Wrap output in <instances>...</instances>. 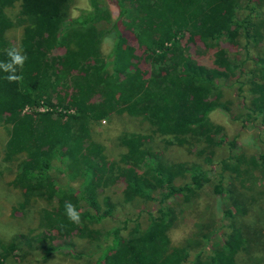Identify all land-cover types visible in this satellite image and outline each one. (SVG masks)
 I'll use <instances>...</instances> for the list:
<instances>
[{"label": "trees", "instance_id": "obj_1", "mask_svg": "<svg viewBox=\"0 0 264 264\" xmlns=\"http://www.w3.org/2000/svg\"><path fill=\"white\" fill-rule=\"evenodd\" d=\"M69 1L0 0V61L8 59L9 47L22 49L28 57L24 68L17 70L20 81L9 82L8 73L0 69V124L9 125L5 159L18 161L13 185L25 196L42 191L54 204L38 219L46 225L40 245L48 254L75 236L103 242L88 264H241L236 255L248 245L239 227L223 233L224 240L206 258L199 250L189 259V243H171L168 230L180 212L174 198L190 200L213 178L201 164L164 161L151 143L153 134L170 137L178 146L190 144L188 150L197 143L195 152L207 163L211 148L226 144L231 150L235 140L228 141L222 126L210 118L214 110L228 108L221 82L230 78L244 92L241 117L264 129V48L255 55L249 51V46L262 44L264 35L259 1L250 0L243 14L240 0H112L118 17L107 27L103 24L110 22L107 13L95 0H90L89 10L68 19ZM16 2L19 14L11 20L3 9ZM10 25L23 27L18 46L4 38ZM123 26L134 30L139 47L149 56L146 75L120 46ZM106 35L113 40L107 60L100 52ZM193 48L214 49L212 65L194 59ZM230 48L236 52L233 58ZM241 50L242 59L235 60ZM113 113L142 117L150 127V134L119 137L127 149L121 157L123 167L105 159L91 137V124ZM249 162L242 152L229 151L219 162L213 191L224 198L225 174L245 188L260 181L264 185V149ZM54 166L69 180L61 183L53 177ZM182 177L187 181L176 183ZM75 178L76 187L70 184ZM118 180L124 184L125 201L140 197L157 204L148 213L146 227L134 222L127 237L122 235L123 226L90 225L112 217L115 204L99 195ZM66 201L79 207L80 223L68 219ZM234 207L224 208L223 216L244 212ZM53 229L58 232L54 239L44 235ZM43 237L50 243L44 245ZM59 240L63 244L55 246ZM14 248L12 242L2 247L0 264Z\"/></svg>", "mask_w": 264, "mask_h": 264}, {"label": "rangeland", "instance_id": "obj_2", "mask_svg": "<svg viewBox=\"0 0 264 264\" xmlns=\"http://www.w3.org/2000/svg\"><path fill=\"white\" fill-rule=\"evenodd\" d=\"M95 1L105 11L104 13H107L110 21L103 23L104 26H110V23L118 17V9L114 2L112 0ZM240 1L243 7L242 13L244 14L247 11L246 4L250 3V0ZM253 1H259V5L256 7L262 13L264 19V0ZM90 8V0H70L67 18L77 17L82 10H89ZM3 10L9 19L15 20L20 10L19 2L6 6ZM96 26L99 27V25ZM22 29V26L10 25L4 31V38L11 40L12 45L18 46L22 38ZM121 32V48L133 58L139 72L146 75L150 69L149 62L146 60L149 56L143 53V49L139 47L134 30L123 26ZM112 44L113 40L108 35L102 38L100 44L102 58L110 59L108 53ZM241 44H244L242 39ZM263 48L264 35L261 45H258V47L249 46L250 55L257 54ZM229 51L231 54L229 57L233 58V53L236 52L233 48H230ZM213 53L214 49H208L204 52L193 48L191 56L199 63L208 66L212 65ZM243 54L241 50L236 55L235 60H241ZM221 87L223 101L228 108L226 110H214L210 114V118L214 123L222 126L228 141L235 140V146L231 150L226 144L211 148L210 151L206 152V155L211 158V161L207 163L203 154L199 155L195 152V149L199 150L200 147L197 143L194 145L195 147L193 146L194 148L188 150L190 144L187 147L178 146L170 141V137H162L157 134L152 136L151 145H153L154 150L162 152L164 161L167 160L168 163L201 164L208 171L210 177L213 178L210 183L205 184L198 190L197 194L192 196L190 200L185 202L180 200L179 197L174 198L176 209L180 212L178 218L169 228L168 236L173 245L189 243L191 247L189 259L199 250H202L203 257L206 258L210 251L224 240L225 235L223 233L229 232L232 226L239 227L243 236L247 239L248 246L236 255L237 263L264 264V185L260 181L251 184L252 187L245 188L241 186L240 182L232 178L231 174H225L224 184L227 192L224 198L213 191V183L216 174L219 172V162L228 155L229 151L233 154L242 152L247 161L252 163L253 157L264 149L263 127L259 123H252L241 117V101L244 92L243 90L240 91L237 80L226 79L221 82ZM44 108L46 107L41 109ZM127 133L150 134V127L142 117L131 116L126 113H113L108 118L91 124V137L102 147L105 159L122 167L125 164L121 161V157L127 149L120 144L119 137ZM8 134L9 125L6 123L0 124V251L3 246L11 242L15 244L13 253L8 254L4 264H88L92 262L103 245L101 241L75 236L70 242L64 241V246L61 249L53 250L48 254L44 247L40 245L39 235L41 236L44 232L43 229L46 225L40 224L38 219L43 215V211H51L54 204L42 195V191L35 192V195L25 196L24 191L13 185L18 161H7L5 159V144ZM53 164L56 165L57 162L54 160ZM50 174L61 183L69 180V177L58 172L55 166ZM249 177L246 179L248 180ZM78 181L79 179L75 178L70 181V184L76 187ZM175 181L180 184L186 182L187 177L177 178ZM123 189L122 180L111 183L102 189L99 198L109 197L115 204V210L112 217H106L100 222L90 225L99 229L123 226L122 235L125 237L129 235V231L136 221L141 228L146 227L148 213L156 210V201L140 197L125 201ZM154 191L156 195L159 189ZM234 206L244 209V212H235L232 218L224 217L222 210L226 207L235 209ZM77 210L79 211V207H77ZM123 220L126 224H121L120 221ZM51 231H47L44 235H50L54 239L58 232L55 229ZM44 237V245L49 244L50 240ZM61 243L62 241L59 240L54 245L57 246ZM78 254L82 255L77 256ZM185 264H189V262Z\"/></svg>", "mask_w": 264, "mask_h": 264}, {"label": "clouds", "instance_id": "obj_3", "mask_svg": "<svg viewBox=\"0 0 264 264\" xmlns=\"http://www.w3.org/2000/svg\"><path fill=\"white\" fill-rule=\"evenodd\" d=\"M6 51L8 59L0 61V69L8 75L5 77L9 82H17L22 79V75L17 74V70L23 69L28 57L22 49L17 47H9ZM65 212L68 219L72 223L81 222V213L77 210L76 206L69 201L65 202Z\"/></svg>", "mask_w": 264, "mask_h": 264}]
</instances>
